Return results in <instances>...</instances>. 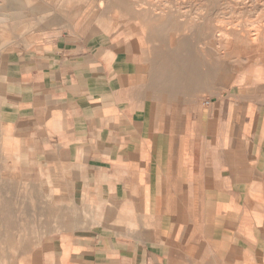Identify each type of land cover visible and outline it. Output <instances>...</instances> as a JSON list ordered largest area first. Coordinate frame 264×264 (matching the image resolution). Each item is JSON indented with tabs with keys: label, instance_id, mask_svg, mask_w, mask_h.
<instances>
[{
	"label": "crops",
	"instance_id": "1",
	"mask_svg": "<svg viewBox=\"0 0 264 264\" xmlns=\"http://www.w3.org/2000/svg\"><path fill=\"white\" fill-rule=\"evenodd\" d=\"M164 59L80 38L0 58L14 149L61 216L32 264H264V85L203 98L213 65Z\"/></svg>",
	"mask_w": 264,
	"mask_h": 264
},
{
	"label": "rangeland",
	"instance_id": "2",
	"mask_svg": "<svg viewBox=\"0 0 264 264\" xmlns=\"http://www.w3.org/2000/svg\"><path fill=\"white\" fill-rule=\"evenodd\" d=\"M66 38L137 41L166 64L203 65V76L213 65L203 98L242 81L264 85V0H0V58ZM15 145L0 112V264H32L61 216L45 217L58 202L52 183Z\"/></svg>",
	"mask_w": 264,
	"mask_h": 264
},
{
	"label": "bare ground",
	"instance_id": "3",
	"mask_svg": "<svg viewBox=\"0 0 264 264\" xmlns=\"http://www.w3.org/2000/svg\"><path fill=\"white\" fill-rule=\"evenodd\" d=\"M163 1H164V0H163ZM211 2H212V1H211ZM242 7H243V6H242ZM197 9H198V8H197ZM240 12H242V11H240ZM255 12H256V11H255ZM257 14H258V13H257ZM195 18H196V17H195ZM217 22H218V21H217ZM236 23H237V22H236ZM235 25H236V24H235ZM253 27H254V26H253ZM231 28H232V27H231ZM249 28H250V27H249ZM249 28H248V29H249ZM227 29H228V28H227ZM258 29H259V28H258ZM258 29H257V30H258ZM260 30H261V29H260ZM225 36H226V35H225ZM218 39H219V38H218ZM251 39H252V38H251ZM38 211H39V210H38Z\"/></svg>",
	"mask_w": 264,
	"mask_h": 264
}]
</instances>
